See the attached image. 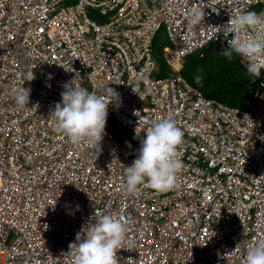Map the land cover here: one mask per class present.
Returning <instances> with one entry per match:
<instances>
[{
    "label": "built area",
    "instance_id": "built-area-1",
    "mask_svg": "<svg viewBox=\"0 0 264 264\" xmlns=\"http://www.w3.org/2000/svg\"><path fill=\"white\" fill-rule=\"evenodd\" d=\"M194 4L205 13L196 26ZM253 10L264 0H0V264H75L69 245L95 212L126 224L119 264H244L238 243L264 240V69L250 77V111L205 97L181 71L208 45L229 46L234 34L214 27ZM72 79L120 93L98 156L55 129L51 113ZM22 87L29 108L15 102ZM135 111L184 132V166L168 190L122 187L146 135Z\"/></svg>",
    "mask_w": 264,
    "mask_h": 264
},
{
    "label": "clouds",
    "instance_id": "clouds-1",
    "mask_svg": "<svg viewBox=\"0 0 264 264\" xmlns=\"http://www.w3.org/2000/svg\"><path fill=\"white\" fill-rule=\"evenodd\" d=\"M204 16L203 9L194 4L188 11L187 20L196 26L204 22ZM214 28L234 34L229 46L221 50V55L229 60L234 56L240 57L247 74L259 77L261 69H264V11L239 12L230 17L227 25ZM34 78L32 71L27 81ZM195 80L199 83L202 76L196 75ZM30 93V88L14 90L16 104L29 108ZM61 98L51 113L55 117L56 131L74 144L87 145L98 156L106 135L109 105L122 104L120 93L106 86L102 94H98L72 79L63 84ZM37 107L38 104L32 108ZM133 114L139 117L138 127L144 125L142 132L146 135L140 140L133 163L125 166L122 187L127 192H135L144 184L158 191L168 190L175 185L184 166L178 155L184 143V132L170 117H149L139 111ZM245 118L250 120L247 116ZM126 235V224L119 216L95 212L91 222L76 234L67 255L75 256V264H119L117 252L125 243ZM241 245L245 249L244 264H264V240L247 244L241 241L237 247Z\"/></svg>",
    "mask_w": 264,
    "mask_h": 264
},
{
    "label": "trees",
    "instance_id": "trees-1",
    "mask_svg": "<svg viewBox=\"0 0 264 264\" xmlns=\"http://www.w3.org/2000/svg\"><path fill=\"white\" fill-rule=\"evenodd\" d=\"M169 43L160 31L153 42L154 59L162 71V76L168 73V68L162 57V49ZM221 45H208L204 49L186 57L181 75L194 88L201 91L205 97L216 99L226 105L250 111L256 101L254 94L256 86L250 84L247 74L238 56L229 60L221 55L225 49ZM201 75L198 83L196 75Z\"/></svg>",
    "mask_w": 264,
    "mask_h": 264
}]
</instances>
